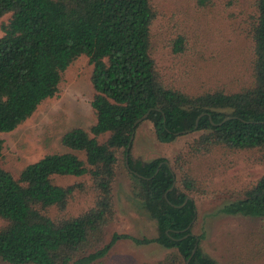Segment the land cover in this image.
<instances>
[{
	"label": "trees",
	"instance_id": "16d2710c",
	"mask_svg": "<svg viewBox=\"0 0 264 264\" xmlns=\"http://www.w3.org/2000/svg\"><path fill=\"white\" fill-rule=\"evenodd\" d=\"M225 4L230 10L244 8L242 32L252 44L250 81L234 92L217 89L193 96L168 85L160 71L152 31L158 12L152 0H0V19L10 16L0 39V133L15 131L54 98L66 71L81 57L93 67L96 92V123L62 137L68 153L49 154L18 177L0 165L2 261L97 264L119 240H131L172 251L158 264H218L202 251L204 236L193 234V197L202 189L192 173L180 168L177 183L168 162L134 159L130 143L140 125L135 124L149 113L146 121L162 144L198 135L187 145L191 157L223 149L255 152L264 161V0ZM173 51H185L182 38ZM3 152L0 139V159ZM121 153L142 177L128 171L133 198L155 222L157 236L114 235L101 248L105 228L115 218L113 185ZM57 177L88 181L62 187ZM81 195L93 200L92 207L69 215L70 203ZM219 212L263 219L264 175Z\"/></svg>",
	"mask_w": 264,
	"mask_h": 264
},
{
	"label": "rangeland",
	"instance_id": "374dc122",
	"mask_svg": "<svg viewBox=\"0 0 264 264\" xmlns=\"http://www.w3.org/2000/svg\"><path fill=\"white\" fill-rule=\"evenodd\" d=\"M158 12L154 22L155 58L166 83L189 95L217 89L234 92L248 85L251 77L252 44L243 35L241 5L232 10L227 0H152ZM247 8H250L249 5ZM10 16L0 19L2 24ZM182 38L185 51L176 54L174 43ZM93 67L81 57L65 73L58 94L43 102L33 116L10 133H0L4 141L1 167L18 177L21 171L49 154L69 151L62 137L69 131L90 129L96 123L92 102L95 90L91 82ZM198 135L179 137L162 144L150 122L144 121L135 132L131 155L150 161L164 159L176 172L188 169L201 187L194 195L197 218L193 234L204 236L202 251L218 264H264V218L220 214L225 206L243 198L244 192L264 175V161L255 152H229L218 149L210 155L191 157L188 143ZM86 178H56L67 187ZM134 180L130 177L123 153L113 185L115 218L104 231L101 248L114 235L152 239L157 236L151 221L133 198ZM93 205L87 195L75 198L68 207L71 216L86 212ZM172 251L157 244L137 246L131 240H119L97 264H158ZM0 264H8L0 259Z\"/></svg>",
	"mask_w": 264,
	"mask_h": 264
},
{
	"label": "water",
	"instance_id": "95a60500",
	"mask_svg": "<svg viewBox=\"0 0 264 264\" xmlns=\"http://www.w3.org/2000/svg\"><path fill=\"white\" fill-rule=\"evenodd\" d=\"M148 116H149V113H148L147 115H145L142 119H140L139 121H137V123L135 124V127L138 126L139 124L143 123L144 121H146V119L148 118ZM203 116H204V115H201V117H203ZM197 122H198V121H197ZM134 136H135V134L132 135L130 145L133 143ZM129 147H130V146H129ZM128 159H129L128 157H126V159H125L127 170H128L130 173H134V172H132V171L130 170V168H129V165H128ZM134 174H135L136 176H138L139 178H142L140 175H138V174H136V173H134ZM189 228H190V227H189ZM189 228H188V229H189ZM196 249H197V247L194 249L193 254H195Z\"/></svg>",
	"mask_w": 264,
	"mask_h": 264
}]
</instances>
